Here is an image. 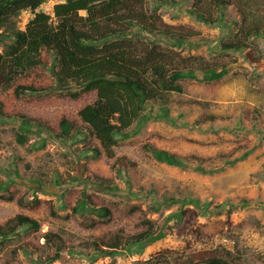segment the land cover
<instances>
[{"label": "rangeland", "instance_id": "1", "mask_svg": "<svg viewBox=\"0 0 264 264\" xmlns=\"http://www.w3.org/2000/svg\"><path fill=\"white\" fill-rule=\"evenodd\" d=\"M195 1L158 7L164 25L193 33L191 39L196 42L162 45L184 57L186 65L227 63L230 70L216 80L184 79L185 90L169 95L170 114L177 122L154 117L136 135L119 139L117 156L134 162L128 168L131 192L115 160L92 134L76 142L61 141L24 129L16 119L0 118V224L19 213L39 222L38 227L21 228L0 239V264H37L36 259L50 249L45 240L48 231L60 234L65 245L61 256L50 264H90L87 254L93 250L86 247L87 242L126 237L142 229V220L150 218L160 224L184 208L182 218L169 221L175 224L173 233L132 247L118 256V264H176L179 258L228 250L238 264H264V38L252 40L248 50H222L221 39L234 34L228 27L198 20L189 10ZM148 6L153 8V0H148ZM240 11L264 18V0H234L228 16L242 20ZM33 16L22 11L12 21L25 29ZM5 29L0 27V32ZM4 48L5 41H0V51ZM246 52L259 58L263 66L249 61ZM75 91L79 96L72 95ZM96 98L95 90L72 87L70 91L25 94L10 107L42 119L57 132L63 117L87 127L80 111ZM209 115L216 117L211 120ZM20 134L27 136L25 142L19 140ZM148 146L204 158L206 168L225 166L204 172L194 162L185 168L157 159ZM86 147L100 150L83 153ZM236 157L240 158L235 163L226 164ZM79 166L84 177L74 181ZM97 176L117 183L121 192L112 193L92 183L89 177ZM35 177L41 183L30 180ZM172 197L180 200L165 201ZM82 198L89 201L88 207L80 206ZM190 198L208 209H201L195 201H182ZM230 204L237 205L231 214ZM94 207H107L109 212ZM92 259L93 264H112L109 256L93 254Z\"/></svg>", "mask_w": 264, "mask_h": 264}, {"label": "trees", "instance_id": "2", "mask_svg": "<svg viewBox=\"0 0 264 264\" xmlns=\"http://www.w3.org/2000/svg\"><path fill=\"white\" fill-rule=\"evenodd\" d=\"M45 1L20 0L0 14V27H6L0 32V41H5V48L0 51V118L16 119L24 129H34L61 141L76 142L92 134L100 141L103 151L115 160L114 166L126 177L131 192L128 168L134 162L117 156L115 147L119 139L136 135L154 117L177 122L170 114V93L183 92V80L186 78L221 79L229 72L230 65H186L184 57L172 49L164 48L161 42L172 45L196 43L191 39L193 33L167 27L157 12L159 6H176L181 0H153V8L148 6V0H63L55 4L57 20H51L49 14L38 10ZM6 2L0 0V3ZM233 2L196 0L189 10L206 24L230 28L234 36L227 40L221 39L219 46L222 50H248L252 40L264 38V18L240 11L242 20L231 19L228 10ZM29 8L35 14L26 28L21 29L12 20ZM201 41L208 39L203 38ZM246 55L249 61L259 67L263 66L260 59L250 52H246ZM72 87L97 91L96 100L80 111L87 127L63 117L60 130L55 132L42 119L16 113L15 108L10 107L12 101H17L25 94L70 91ZM79 94V91L72 92L75 97ZM155 106H158V111ZM215 117L208 116L211 120ZM19 140L25 142L27 136L20 134ZM148 147L157 159L185 168L194 162L204 172L220 170L225 166L218 164L206 168L204 158ZM99 150L98 147H86L83 153H98ZM239 158L228 159L226 164L235 163ZM82 177L84 172L79 166L74 181ZM89 179L109 192L119 193L122 190L110 179L100 176ZM30 180L41 183L42 179L35 177ZM3 184L7 186L8 182ZM11 190L14 193L16 187ZM179 200L172 197L165 201L169 203ZM182 201H195L198 204V200L192 198ZM245 203L250 204L249 201ZM198 205L201 209H208L207 206ZM80 206L88 207L89 201L82 198ZM228 206L229 214L237 208L234 204ZM93 210L109 212L107 207H94ZM185 212V208L172 212L160 224L146 218L141 221V230L126 237L87 242L86 247L93 250L92 254H87L91 259L90 264L95 261L92 259L93 254L109 256L112 264H118V256L132 247L152 243L173 233L175 224L169 221L175 216L182 218ZM31 226H39L36 218L24 213L16 214L0 224V239ZM45 240L50 249L46 251L45 257L36 259L37 264L54 262L65 247L61 235L55 231L46 232ZM231 254L228 250L224 254H201L196 258L189 256L179 258L176 264H238Z\"/></svg>", "mask_w": 264, "mask_h": 264}, {"label": "built area", "instance_id": "3", "mask_svg": "<svg viewBox=\"0 0 264 264\" xmlns=\"http://www.w3.org/2000/svg\"><path fill=\"white\" fill-rule=\"evenodd\" d=\"M57 1L55 0H46L42 3V5L38 8V10H42L43 12L49 14L51 16V20H57L56 12H55V4ZM24 11H29L30 14H35V11L32 9H25Z\"/></svg>", "mask_w": 264, "mask_h": 264}, {"label": "water", "instance_id": "4", "mask_svg": "<svg viewBox=\"0 0 264 264\" xmlns=\"http://www.w3.org/2000/svg\"><path fill=\"white\" fill-rule=\"evenodd\" d=\"M20 0H7L6 3H0V14L7 8H9V6L15 4L16 2H18Z\"/></svg>", "mask_w": 264, "mask_h": 264}, {"label": "clouds", "instance_id": "5", "mask_svg": "<svg viewBox=\"0 0 264 264\" xmlns=\"http://www.w3.org/2000/svg\"><path fill=\"white\" fill-rule=\"evenodd\" d=\"M24 11V10H23ZM28 24V23H27ZM22 29H24V28H22Z\"/></svg>", "mask_w": 264, "mask_h": 264}]
</instances>
